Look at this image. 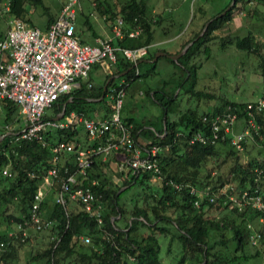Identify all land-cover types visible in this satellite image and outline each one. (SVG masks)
I'll list each match as a JSON object with an SVG mask.
<instances>
[{"label": "trees", "instance_id": "trees-1", "mask_svg": "<svg viewBox=\"0 0 264 264\" xmlns=\"http://www.w3.org/2000/svg\"><path fill=\"white\" fill-rule=\"evenodd\" d=\"M1 1L9 5L6 13L10 17L26 23V3L34 6L42 3V0H0V3ZM239 3L242 9L252 5L250 14L262 13L260 7L264 8V0H235L234 5L223 15L219 14L212 17L211 21L207 20L210 22L202 35L200 33L204 23L181 44L183 48L185 44L193 41L186 52L174 61L182 76L180 75L170 93L159 89L150 95L162 107L164 123L163 127L157 130L158 135H154L149 128L144 129L141 123L122 116L123 123L133 126L132 134L137 142L138 131L141 129L143 134L151 137L150 143L144 146L160 147L157 154L160 177H155L149 171L131 175L126 165L120 169L118 165L111 164L110 160L96 157L87 176L80 177L79 180L82 185L93 179L98 182V185H91V188L102 195V224H98L78 203H69L66 214L64 208L55 201L60 185L59 181H55L40 206L42 215L51 219L53 225L43 230H36L29 224L26 227L36 232L49 230L52 239L46 249L32 256L33 261L38 260L40 264H162L159 237H164L168 241L167 251H171L173 245H177L179 251L170 264H264V222H259L262 212L249 206L239 210L229 200V195L239 197L244 190L252 191L258 186H263L262 180L256 178L254 168L264 169V152L262 156L255 154L246 161H243L242 157L246 155L245 148L249 144L252 147L260 145L264 148V111L256 115V120L261 125V136L245 143L240 151L231 145L229 138L215 144L190 143L189 140L195 133H209V125L203 120V116L216 114L227 105L243 108L247 102H253L255 99L244 102L224 98L219 104L212 105L202 112L195 108L179 112L175 107L177 95L174 97L177 88L205 98L215 97L209 91H195L197 64L193 61L198 54L208 52L209 43L217 38L221 48L232 45L247 54L257 55L260 58V74L264 83V53L261 51L263 45L256 40L255 34L249 31L229 39L215 34V31L232 20L233 12ZM95 8L101 12L108 8L109 19L119 15L123 20L125 35L113 40V45L149 48L153 43L154 27L160 23V18L149 15L145 0H127L117 12L107 7L104 2H99ZM53 21V17L49 18L45 28ZM137 26L141 28L139 33L129 37L126 31ZM4 34L0 35V39ZM154 56L155 52L147 49L143 59L151 60ZM142 64L140 59L139 74L135 75V69L131 68L129 61L118 54L111 75H107L98 85L82 82L79 88L61 96L53 105L54 114L63 111L64 116L74 111L86 118H92L90 113L95 109L94 103L104 104L107 110L112 112L113 102L106 96L109 89L115 86L116 80L123 78L130 84L140 78ZM115 75L119 76L116 80L107 81L110 76ZM102 94L104 96L100 101H89L100 98ZM58 101L59 104L56 105ZM1 106L6 110L7 124L11 115L18 114L17 128H4L0 133V241L5 242L3 250H0V264H13L10 262L14 249L29 238L27 234L22 237L18 224L29 217L34 194L42 183V177L52 167L51 145L58 141L79 142L78 134L81 129H77L74 124L64 129H47L43 132L46 145L38 140L10 142L12 136L8 133L22 129L24 121L14 102L3 100ZM240 119L243 122L247 119L243 109L238 114V121ZM221 155V162L213 161V158ZM72 157V154L63 156V161L71 167ZM229 157L233 161L228 168V176L225 177L220 171V166ZM103 166H106V170ZM4 167L9 168L10 177L2 174ZM212 169L216 172L212 173ZM31 173L34 176H31ZM113 175L117 177L113 178ZM123 175L126 177L121 180ZM176 183L182 187L176 188ZM133 186H137L139 190L127 195V190ZM192 187L196 191L209 188L214 195L213 200L210 201L202 193H191ZM195 200L199 202L198 206L195 205ZM219 213L221 215L216 216ZM254 233L259 234L255 243L251 239ZM81 236L89 237V243H84Z\"/></svg>", "mask_w": 264, "mask_h": 264}, {"label": "built area", "instance_id": "built-area-1", "mask_svg": "<svg viewBox=\"0 0 264 264\" xmlns=\"http://www.w3.org/2000/svg\"><path fill=\"white\" fill-rule=\"evenodd\" d=\"M95 4L96 0L93 1V5ZM76 5H79V0H62L57 18L44 29L11 17L7 31L0 39V104L3 100L14 102L24 121L22 129L8 133L12 136L10 142L38 140L46 145L44 131L51 128L64 129L75 122L82 124L91 140L87 146L78 141H58L51 145L52 167L42 177V183L34 194L29 217L18 224V231H22V237L26 236L28 224L36 230L47 229L53 225L51 219L42 215L40 206L55 181L60 182L55 201L64 208L66 214L69 203H78L98 224L103 223L102 195L91 188V185H98V182L93 179L82 185L79 180L80 177L87 176L96 157L100 156L106 160L110 155L119 152L123 155L120 169L126 165L131 175L140 171L152 172L157 178L161 175L157 158L160 147L140 145L133 137V126L122 121L124 97L129 86L126 80L111 87L106 94L113 102L109 117L97 120L72 112L63 118V111L53 116L45 114L46 110L53 108L57 99L79 88L81 83L88 79L94 64L103 62L114 64L120 54L135 69L134 74L138 75V62L147 54L146 46L136 48L117 46L112 44L111 38H98L94 44L82 42L76 33ZM6 9L8 11L9 7ZM112 30L114 37L121 38L125 35L121 17L116 18ZM140 30V26H137L126 31V34L134 37ZM242 109L247 119L244 120L241 130H236L238 114ZM263 111L264 94L253 102H247L243 108L227 105L216 114L203 116V120L209 125V133H195L189 141L215 144L229 138L231 145L241 151L245 143L261 136V125L258 124L256 115ZM60 116L62 117L55 119ZM65 154L73 155L72 167L63 161ZM254 172L256 178L262 180L263 186H258L252 191L244 190L239 197L229 195V200L239 210L249 206L262 212L259 222H264V169L255 167ZM2 174L11 176L8 167L2 169ZM31 176L34 174L31 173ZM174 186L178 189L182 187L177 183ZM190 192L202 193L210 201L213 200L214 195L209 188L196 191L192 187ZM194 203L196 206L199 205L197 200ZM258 236L256 233L251 235L254 243ZM80 238L84 243L90 241L87 236ZM4 246L5 242L0 241V250H3Z\"/></svg>", "mask_w": 264, "mask_h": 264}, {"label": "rangeland", "instance_id": "rangeland-1", "mask_svg": "<svg viewBox=\"0 0 264 264\" xmlns=\"http://www.w3.org/2000/svg\"><path fill=\"white\" fill-rule=\"evenodd\" d=\"M80 6L76 5V23L78 27H84L82 24L85 18H89L92 25H97V21L102 20L100 12L93 5L95 0H79ZM97 1V0H96ZM110 3L114 12H117L121 5L127 0H102ZM150 16H162L163 22L159 27H154V33L157 39H162L165 35L163 30H169L170 36L180 32H185L189 35L190 32L196 27L199 28L203 23L211 20L212 17L218 16L226 8V5L231 0H145ZM62 5V0H42L41 4L29 5L26 3L28 13L25 19L28 24L44 29L48 23V19L58 15ZM96 5V4H95ZM9 6L5 1L0 3V35L7 31L10 15L6 13V7ZM201 7V10H199ZM253 6L247 5L242 9L241 3L238 4L234 10V17L232 20L223 25L218 31V36L235 37L236 35H244L251 31L255 34V38L259 41L263 48L261 51L264 53V8L260 7V12L250 14ZM84 32H87L85 30ZM88 39V37L86 36ZM89 40V39H88ZM175 45L176 42L172 41L170 44L161 46ZM208 52L198 54L193 62H196V82L194 84L195 91H209L215 95L213 98H205L202 96L193 95L184 92L177 88L174 97L175 107L177 111H184L187 108H195L199 112L208 110L210 106L219 104L222 99L226 98L231 101H249L257 99L264 93V83L260 74V58L254 54H247L244 51L236 49L230 45L221 48L219 39H214L208 45ZM161 63L157 64V73L152 76L139 78L130 83V88L133 90L148 91L149 87L161 86L168 78V71L163 70ZM102 73L98 70L92 71V77L96 83L102 82ZM128 86V87H129ZM180 91V93L178 92ZM123 109L129 116L134 117L138 122H150L158 119L159 114L162 113V108L153 100L150 94L136 95L134 99L128 96L124 99ZM47 116H53V109L46 110ZM95 117V112L90 113ZM6 110L0 108V126L5 125ZM18 114L11 115L8 123L10 125L17 119ZM18 126V121L15 122ZM242 125L243 121H238ZM237 123V124H238ZM9 125V126H10ZM238 130V129H237ZM246 155L242 157L246 161L251 156H258L264 152V148L260 145L252 147L250 144L245 148ZM263 155V154H262ZM261 155V156H262ZM112 156V155H111ZM223 156L213 158V161L221 162ZM233 159L228 158L224 164H221L220 171L225 177L228 176V168L232 164ZM115 162V161H114ZM114 166L116 164L111 162ZM106 170V166H103ZM113 169V168H111ZM212 173L216 170L212 169ZM109 174V172H108ZM117 177L115 175L112 176ZM120 183V181H119ZM139 190L137 186H133L127 195L135 193ZM74 205V203L72 204ZM11 211V210H10ZM221 214H216L220 216ZM28 240L21 246H16L13 252V259L10 263L13 264H40V261L32 260V256L37 252L46 249L51 239L49 230L36 232L32 228L27 229ZM161 246L160 257L162 264H170L174 258L179 254L177 245H173L171 251H167L168 241L167 238L159 237Z\"/></svg>", "mask_w": 264, "mask_h": 264}, {"label": "crops", "instance_id": "crops-1", "mask_svg": "<svg viewBox=\"0 0 264 264\" xmlns=\"http://www.w3.org/2000/svg\"><path fill=\"white\" fill-rule=\"evenodd\" d=\"M193 0H191L192 2ZM196 1V0H194ZM99 2H104L105 5H107V7H111L110 3L107 1H102V0H97L96 4H98ZM146 2V1H145ZM79 6H80V1H79ZM95 6V5H94ZM199 10H201V7H199ZM101 16H102V20L101 21H97V25H92V23L89 21V18H85L83 21V25L84 27H78L76 20H75V24H76V33L77 35L80 37V40L84 43H89V44H94L96 42V40L98 38H111L112 41L117 38L114 37V33L112 30L113 24L116 21V18L119 17L116 16L113 19H109L110 14L108 13V8L104 9L103 12L99 11ZM59 14V13H58ZM234 12H233V17H234ZM58 16V15H57ZM57 16L53 17V19L55 20L57 18ZM156 18H160V23L158 25H156L155 27H159L160 24H162L163 22V18L162 16L158 17L155 16ZM229 23V22H228ZM157 27V28H158ZM200 27V26H199ZM197 29H199L198 27L194 28L192 30V32L196 31ZM85 30H87V32H84ZM219 31V30H218ZM218 31H215V34L217 35ZM192 32L189 33L192 34ZM165 37H162V39H157L156 35L154 33V41L153 43L149 46V48H147L148 50H150L151 52H155V55H157V58L154 60H145L143 59V57L141 58L142 60V65L140 66V72L142 74V76L140 78H145V77H149L154 75L155 73H157V64L160 62L161 63V68L163 70L168 71L169 75L168 78L163 82V84L161 86H152L149 87L148 91H142V90H133V89H129V87H127L126 89V94L124 99L128 96L131 99H134L136 95H146V94H152L154 91H158L159 89H163L166 93H170L173 88L175 87V85L177 84L180 75H181V71L178 69L177 65L175 64V62L173 60H171L167 55H174L176 53H178L182 48H181V44L183 43V41L189 37V35H185V32L182 30L176 34H174L173 36H170V31L167 30H163L162 32ZM86 36L88 37V39L86 38ZM172 41L176 42L175 45H171L168 47L165 46H161L164 44H170ZM165 53V54H162ZM155 57V56H154ZM173 61V62H172ZM153 62H155L153 69L152 65ZM98 70L101 71L102 73V82L104 81L105 77L107 75H111L114 67L113 64H109L108 62H103L100 64H94L89 72V76L87 80H84L83 82H88L90 84H94V85H98L101 83H96L92 77V71L93 70ZM182 76V75H181ZM119 76L115 75V76H110L109 79L107 81H109L110 79H117ZM139 79V78H138ZM122 79L116 80L115 81V85L119 84ZM130 85V84H129ZM112 87V86H111ZM101 100V97L98 99H90L89 101L91 102H98ZM154 100V99H153ZM155 101V100H154ZM156 102V101H155ZM157 103V102H156ZM158 104V103H157ZM158 106H160L158 104ZM1 104H0V108H1ZM93 107L95 108L93 112H95V117L92 116V119H102L104 117H106V115H110L111 114V110H107L106 106L104 104H97L94 103ZM123 107H124V102H123ZM161 107V106H160ZM162 108V107H161ZM127 111V110H126ZM126 111L122 108V116L124 118H129V119H133L134 122L137 123H141L143 125L144 129H151L154 132V135H158V131L160 128L163 127V120H162V113L159 114L158 119L154 120V121H150V122H138L134 117L129 116ZM74 112V111H73ZM72 113V112H71ZM20 114V113H19ZM70 114V113H69ZM68 114V115H69ZM68 115H64L63 118L67 117ZM22 117V115H20ZM23 118V117H22ZM15 122H17L16 120L13 122V124H16ZM10 125L9 123L7 124L5 122L4 126H0V133L2 129H9V130H15L17 128L16 125ZM10 125V126H9ZM74 125L76 126L77 129H81L79 131L78 134V139L79 142L83 145V146H87L88 144H90L91 140H89L88 136L86 135V131L84 130L82 124H78L77 122L74 123ZM242 127V125H240L239 123L236 126V130L240 129ZM138 143L142 146H144L147 143H150V138L149 136L143 134L141 132V129L138 131ZM123 158V155L120 154L119 152H116L115 154H112V156L110 155V157H108L106 160H110L111 162L113 161L114 164L118 165L121 163ZM115 161V162H114ZM119 170V169H118ZM126 176L123 175L121 177V180H123Z\"/></svg>", "mask_w": 264, "mask_h": 264}, {"label": "water", "instance_id": "water-1", "mask_svg": "<svg viewBox=\"0 0 264 264\" xmlns=\"http://www.w3.org/2000/svg\"><path fill=\"white\" fill-rule=\"evenodd\" d=\"M234 3H235V0H231V2H230V4L220 13V15H223L227 10H229L233 5H234ZM212 20V19H211ZM210 20V21H211ZM210 21H208V22H206L205 23V25H204V27H203V29H202V31H201V33H200V35H202L204 32H205V30H206V28H207V26H208V24H209V22ZM193 44V41H190V42H188L187 44H185L184 45V47L178 52V53H176V54H174V55H167L171 60H173V61H176L181 55H183L185 52H186V50L191 46ZM162 54H165V53H162ZM157 55L158 54H156L155 55V57H154V60L157 58ZM132 68V67H131ZM105 88V87H104ZM103 96H104V94H102V96H101V98H103ZM64 107H65V105H64ZM64 110V109H63ZM62 116H60V117H55V119H59V118H61Z\"/></svg>", "mask_w": 264, "mask_h": 264}, {"label": "flooded vegetation", "instance_id": "flooded-vegetation-1", "mask_svg": "<svg viewBox=\"0 0 264 264\" xmlns=\"http://www.w3.org/2000/svg\"><path fill=\"white\" fill-rule=\"evenodd\" d=\"M59 104V101L56 103V105H58Z\"/></svg>", "mask_w": 264, "mask_h": 264}]
</instances>
